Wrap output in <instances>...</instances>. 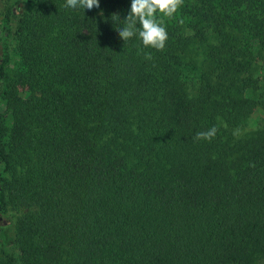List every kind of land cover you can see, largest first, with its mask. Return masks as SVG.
Instances as JSON below:
<instances>
[{"label":"trees","instance_id":"16d2710c","mask_svg":"<svg viewBox=\"0 0 264 264\" xmlns=\"http://www.w3.org/2000/svg\"><path fill=\"white\" fill-rule=\"evenodd\" d=\"M65 3L0 0V264H264V0Z\"/></svg>","mask_w":264,"mask_h":264},{"label":"clouds","instance_id":"9594fccd","mask_svg":"<svg viewBox=\"0 0 264 264\" xmlns=\"http://www.w3.org/2000/svg\"><path fill=\"white\" fill-rule=\"evenodd\" d=\"M183 0H131L129 14L124 20V26L117 30L119 37L125 42L138 36L143 48L163 51L168 40L164 19L172 18L182 6ZM66 8H82L91 11L99 8V0H66ZM115 17V16H114ZM117 18V17H116ZM147 60H151V53H144ZM217 133L215 126L207 131L198 132L194 140L211 141Z\"/></svg>","mask_w":264,"mask_h":264},{"label":"rangeland","instance_id":"374dc122","mask_svg":"<svg viewBox=\"0 0 264 264\" xmlns=\"http://www.w3.org/2000/svg\"><path fill=\"white\" fill-rule=\"evenodd\" d=\"M259 118H260V116H259ZM251 127H252V125H251Z\"/></svg>","mask_w":264,"mask_h":264}]
</instances>
